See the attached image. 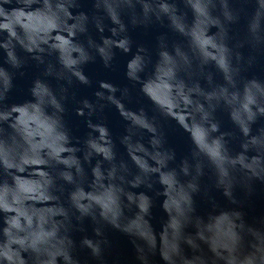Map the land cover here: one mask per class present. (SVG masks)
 <instances>
[{
  "label": "clouds",
  "instance_id": "9594fccd",
  "mask_svg": "<svg viewBox=\"0 0 264 264\" xmlns=\"http://www.w3.org/2000/svg\"><path fill=\"white\" fill-rule=\"evenodd\" d=\"M10 2L0 0V31L8 34L6 39L0 41V47L7 51L11 64L14 67L20 64L17 45L41 63L44 62L45 54L56 53L60 65L59 76H75L87 82L80 66L92 56L74 39L77 32L86 31L87 17L83 14L73 17L68 10L70 0H42L40 7L29 11H25V8L34 3L40 4L41 0H19L25 8L6 10L3 4ZM131 2L128 0L130 6ZM188 3L195 15L191 26L183 22L174 7L167 3L159 7L169 14L173 26L180 33L190 37L193 52L205 63L214 61L228 83L235 88L229 49L223 39V24L211 14L212 0H188ZM103 7L112 22L119 25L118 29H111L113 35L125 31L118 11L119 5L113 0H103ZM143 9L147 15L152 6L145 2ZM223 15L227 20L233 19L226 4ZM262 18L264 0H258L251 23L253 33L259 29ZM69 19L75 22L69 24ZM212 25L219 27L220 33L209 35L208 29ZM97 27L103 31L101 25ZM88 43L89 47L98 51L105 65L114 55L113 45L125 52L129 51L127 37L119 40L103 38L102 45L91 40ZM190 63L188 54L179 47L175 50V56L166 50L161 51L152 76L141 81L139 73L144 70L145 60L137 54L128 62L127 76L141 82V91L162 119L176 121L190 134L194 164L184 159L178 168L169 167V162L175 159V153L164 147L155 117H150L143 109L139 113L126 111L120 101L109 96L108 99L117 104L121 114L131 121L129 135L122 142L127 145L131 160L139 171L132 179H127L125 173L129 172V167L123 161L116 162L108 129L90 123L89 126L98 131L99 136L90 135L85 142L87 151L84 160L90 164L92 156L96 154L102 156L109 167L103 169V161L98 160L91 168L93 178L86 190L82 181L84 168L74 154L78 149L68 147L69 137L59 115L63 108L46 83L40 80L35 82L32 89L34 102L14 105L10 111H0V122L11 118L10 128L13 130L5 136L4 129L0 128V214H3V223L0 225V264H58V257L63 259L64 264H79L72 255L73 241L67 227L71 216L77 213L78 220L90 216L97 222L103 221L143 241V244H136V248L141 254L140 259L147 264L146 248L147 251L157 248V234L147 219L152 201L143 192L137 194L129 191L126 185L137 188L146 184L151 188L153 173L159 174V183L163 186L161 194L165 197L162 208L167 220L159 233V252L167 264H208V260L202 256L188 258L182 254L181 241L198 249L200 245L197 240L208 245L213 254L212 264L220 261L223 264H264V234L250 229L255 239L245 250L243 237L238 231L243 228V224H237L233 218V215L238 218L239 213L229 215L222 212L207 223L197 219L195 235L184 232L185 226L192 220V194L197 191L196 179L202 174L205 162L215 170L218 184L224 187L225 195H231L235 171L245 170L257 177L264 175V133L250 134V124L258 114L264 115V85L252 80L244 85L242 93L239 90L230 91L225 86L205 92L199 84L189 85L179 76L181 69ZM48 71L51 74V66ZM9 85V74L0 69V98ZM102 87L111 92L116 91L107 83L102 84ZM158 89L166 91L165 99L157 95ZM97 95L103 96L102 93ZM196 97H203L207 106ZM220 100L230 107L231 118L245 138L241 145L243 151L236 154L230 152L225 134L219 132V124L213 117L216 107L213 101ZM83 103L84 107L92 110L93 106L87 100ZM49 106L54 109L51 113L47 111ZM79 111L83 114L82 109ZM13 113L18 115L13 117ZM133 129L152 133L151 150L139 141L133 142ZM249 149H254L256 154L249 157ZM65 152L72 154L63 156ZM149 159L154 164H150ZM59 165L65 167L59 168ZM73 167L75 175L71 171ZM193 168L195 175H192ZM181 175L191 176V179L183 181ZM58 180L73 185L68 193L67 207L57 195ZM99 232L98 228L97 234ZM83 243L94 254L99 253V243L89 239Z\"/></svg>",
  "mask_w": 264,
  "mask_h": 264
},
{
  "label": "water",
  "instance_id": "95a60500",
  "mask_svg": "<svg viewBox=\"0 0 264 264\" xmlns=\"http://www.w3.org/2000/svg\"><path fill=\"white\" fill-rule=\"evenodd\" d=\"M118 4V11L121 22L125 26V31L118 35H113L111 29L119 28L112 22L106 10L103 7V0H70L68 10L73 17L81 14L87 17L85 21V32H77L74 39L82 44L92 56L91 59L83 63L80 67L87 78V82L80 81L75 76H59L60 70L57 54H45L44 62L33 58L32 54L23 51L17 45L16 53L20 64L14 67L8 59L7 51L0 47V69L5 70L10 76V85L3 92L0 98V111H10L14 105H22L26 102H34L32 89L35 82L40 80L46 83L57 99L60 101L63 112L59 113L64 130L69 137L68 147L76 148L74 154L80 159L84 168V177L82 178L85 189L92 180L91 168L98 160L103 161V157L94 154L89 164L84 160L87 151L86 141L89 136L97 137L99 132L92 125L100 124L108 129L109 136L113 142L116 162L123 161L129 167V172L125 173L127 179H132L139 171L131 160L127 145L123 138L129 135L131 121L126 119L109 96L123 104L126 111L139 113L141 109L150 117H155L158 123V130L162 133L164 147L175 153V159L169 162V167L178 168L182 160L188 159L191 164L192 144L190 134L183 130L176 121L172 119H162L154 109L153 104L141 91L142 84L139 81H133L127 76L128 62L137 54L144 57L145 67L139 73L141 81L152 76L155 65L160 59L161 51H168L175 56L177 47L188 54L191 63L181 69L179 76L189 85L199 84L205 92L212 91L221 86L228 87L230 91L239 90L243 92L246 83L255 80L264 85V18L260 21V27L257 32L251 30V23L254 19L258 0H212L211 14L221 20L224 28V43L229 49L230 63L232 67L233 80L235 88L225 79L223 71L214 61L205 63L198 54L192 49L190 37L180 33L172 24L168 13L163 12L159 5L167 3L174 7L176 14L180 16L183 22L191 26L195 19L194 12L188 0H132L131 6L128 0H113ZM149 3L152 10L147 15L144 13L143 3ZM40 4L34 3L29 8H25L19 0H11L10 3L3 4L6 10L12 8H25V11L34 10L40 7ZM224 4L227 5L233 19H225ZM99 5V7H98ZM74 19H69L68 23H74ZM103 27V31L97 25ZM220 33V28L212 25L208 29L209 35ZM66 35V33H64ZM6 31H0V41L7 38ZM127 37L129 40V51L125 52L122 48L113 45V57L108 65H105L103 58L95 48L89 47V40L95 44H103V38L119 40ZM74 55H76L74 53ZM51 66V74H49ZM112 85L116 91L102 87V84ZM2 87V86H0ZM102 93L103 96H98ZM157 95L165 99L167 93L164 89H158ZM194 96L196 94H193ZM205 103L203 97H196ZM87 100L92 106V110L84 107V101ZM264 102V101H262ZM216 104L213 112L215 121L219 124V132L224 133V138L232 154L243 151L241 145L243 133L238 125L232 120L230 107L223 101H213ZM236 105L234 104L233 107ZM83 110L80 114L79 110ZM47 111L53 112L54 109L49 106ZM13 117L18 115L12 114ZM11 120V118H10ZM10 120L0 122V128L4 129L3 135L7 136L13 130L10 128ZM251 135L264 133V115H257L255 121L250 124ZM219 134V133H217ZM152 133L147 130L133 129V142L139 141L145 147L151 150L150 139ZM72 153H62L63 156H69ZM256 154L254 149H249L247 155L251 157ZM150 164H154L149 159ZM64 168V165H59ZM109 167L107 161H103L102 168ZM73 175L76 174L75 168L71 169ZM192 175H195L194 168ZM234 179L231 186V195H225L224 187L218 184V178L215 170L206 162L202 168V174L196 179L198 185L197 191L192 194L193 208L192 220L185 226V234L195 235L196 220L207 223L210 218L227 212L229 215L239 213L236 219L237 224H243L240 231L243 237L244 249H248L250 242L254 241L252 231L264 234V175L253 176L245 170H237L233 173ZM183 181L191 179V176L184 177ZM107 182V181H106ZM152 187L141 184L137 188L126 185L129 191L134 193L143 192L148 195L152 201L149 210V219L154 231L157 234V248L154 251H147V264H167L162 259L159 252V233L162 231V225L167 220V214L162 208L165 197L161 194L163 186L159 183V174L153 173L151 176ZM73 185L65 181H57V195L61 201L68 205V193ZM127 211V210H126ZM131 215L130 212H128ZM78 215V213L76 214ZM76 215L71 216L67 223L68 235L73 241L72 255L79 264H145L140 259V253L137 251L136 244H143L137 238L131 237L127 233L114 228L113 226L100 221L93 220L90 216L82 219H76ZM57 219H62L57 217ZM3 223V214H0V225ZM100 229L97 234V229ZM252 231H249V230ZM85 239L92 240L93 243H99L100 251L94 254L92 249L83 243ZM136 240V243L133 241ZM200 245L198 249H193L187 243L181 241L182 254L188 258L202 256L212 264L213 254L208 245L203 241L197 240ZM58 264H64L63 259L58 257ZM218 264H223L222 261Z\"/></svg>",
  "mask_w": 264,
  "mask_h": 264
}]
</instances>
